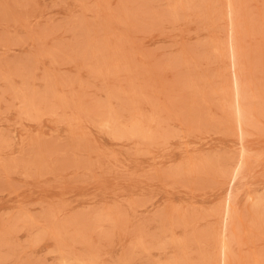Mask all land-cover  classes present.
I'll list each match as a JSON object with an SVG mask.
<instances>
[{
	"label": "rangeland",
	"instance_id": "rangeland-1",
	"mask_svg": "<svg viewBox=\"0 0 264 264\" xmlns=\"http://www.w3.org/2000/svg\"><path fill=\"white\" fill-rule=\"evenodd\" d=\"M0 264H264V0H0Z\"/></svg>",
	"mask_w": 264,
	"mask_h": 264
}]
</instances>
